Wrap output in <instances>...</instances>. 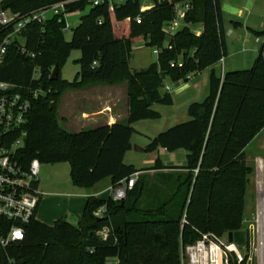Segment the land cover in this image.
<instances>
[{"label":"trees","instance_id":"16d2710c","mask_svg":"<svg viewBox=\"0 0 264 264\" xmlns=\"http://www.w3.org/2000/svg\"><path fill=\"white\" fill-rule=\"evenodd\" d=\"M67 1L74 0H0V11L25 16ZM153 2L154 8L145 12L141 11L142 0H127L114 7L107 2L100 7L71 2L68 15L90 7L73 30L72 41L64 36L63 14L43 24L28 25L22 36L29 55L21 54L19 42H14L0 65V81L44 91L43 96L31 100L26 137L18 152L26 167L34 159L41 164L68 162L73 185L85 189L104 180H111L116 187L143 171L184 172L160 176L155 201L151 183L140 177L128 193V206L113 197H89L77 225L61 219L48 226L36 219L25 228L23 241L0 247V264H109L114 258L117 264H183L184 249L203 235L223 239L230 232L243 230L252 172L245 151L264 130V32L257 35L261 48L251 69L223 75L213 70L207 97L188 108L190 120L161 132L146 145L147 153L185 150L187 165L167 167L159 159L153 167L138 170L124 162L127 152L133 150L132 125L160 118L152 109L154 105L173 106L167 80L188 82L189 76L218 65L226 56L219 0ZM185 2L191 4L184 17L186 26L171 33L165 47L164 29L174 20L175 5ZM202 23L199 36L191 26ZM5 34L0 26V38ZM141 40H149L151 47L161 51L155 64L139 72L129 63L133 44ZM76 49L81 53L77 61L81 70L69 83L61 79V67ZM56 66L60 74L53 81ZM36 69L40 79L33 83ZM125 82L129 99L126 122L79 133L60 125L57 103L64 90ZM146 195H153V200L143 203ZM100 208H104L106 220H98ZM105 228L109 235L101 241L96 234ZM230 264H237L234 254Z\"/></svg>","mask_w":264,"mask_h":264},{"label":"built area","instance_id":"2783aa9c","mask_svg":"<svg viewBox=\"0 0 264 264\" xmlns=\"http://www.w3.org/2000/svg\"><path fill=\"white\" fill-rule=\"evenodd\" d=\"M74 1H85L92 7H100L107 2L110 7H114L122 5L127 0ZM74 1L59 2L25 16L0 11V26L3 32L6 31V34L0 38V65L14 42H19L21 54L29 55L22 34L28 25L46 22L50 18L49 13H52V16L63 14L66 21L64 31L71 30L66 9L67 5ZM142 3V12L153 9L155 5L153 0H142ZM190 9L189 2L175 5L174 20L165 28L168 34L182 29L184 17ZM137 22H141L140 16ZM196 34L201 35V33ZM256 42L260 43L261 40L256 39ZM32 57L35 58V55L32 54ZM39 79V70L36 69L32 82H38ZM169 90V86H166V91ZM43 95L44 91L41 87L23 88L0 81V247L2 248H9L25 239V228L37 219V210L43 199V194L39 190L41 163L34 159L30 166L26 167L18 158L19 149L23 147L26 137L24 128L32 109L31 100ZM139 176L140 173H135L128 181H123L116 187L112 186L111 197L118 202L125 201L128 193L139 180ZM104 212V208H100L96 215L102 217ZM101 235L107 240L109 229L106 228ZM225 238L227 243L213 234L203 235L201 240L184 249L183 264H230L232 254H236L237 264H241L244 261L242 254L235 245L228 243L227 235Z\"/></svg>","mask_w":264,"mask_h":264},{"label":"rangeland","instance_id":"374dc122","mask_svg":"<svg viewBox=\"0 0 264 264\" xmlns=\"http://www.w3.org/2000/svg\"><path fill=\"white\" fill-rule=\"evenodd\" d=\"M90 10V7L85 11H77L67 16V21L71 26V30L64 32V36L67 41H72L73 30L80 24V19L86 15ZM49 17L52 13L48 14ZM229 22H226V26H229ZM182 26V29L185 28ZM192 31L195 33H201L203 31V23L191 26ZM238 32H241L240 30ZM164 46L166 47L171 40V34H168L164 29ZM255 37L252 35L250 42L246 44V48H251ZM149 40H141L135 42L132 47V55L130 59V67L133 71L147 70L152 64L158 61L160 49L158 47H151ZM261 48V44L257 45ZM238 49H242L238 46ZM241 53V52H240ZM239 70H249L254 65V61L243 54ZM81 58V53L78 49L71 52L70 57L65 64L61 67V79L69 83H73L78 76L81 68L77 61ZM239 59L235 61L240 63ZM251 60V62H249ZM230 61V60H229ZM228 61V63H229ZM233 61V60H232ZM231 63V61H230ZM250 63V64H249ZM216 68L220 73L222 71V64ZM167 86H171L172 82L167 80ZM128 85L127 82L119 84V86ZM118 92L123 95L122 105L126 106L128 101V95L124 87H119ZM70 91L64 90L60 95L57 103V116L62 127L69 132L75 131L76 127V109H83V105L80 102L77 105H72ZM209 88L205 86L204 90L193 93L188 91L186 97H177L176 103L172 107H165L156 105L152 109L162 113V117L157 120H142L139 123L133 125V128L137 131L133 135L132 146L133 150L127 154L124 162L126 164H133L137 168L147 167V160L149 154L144 152L143 154L135 151V146L139 148H145L151 139L155 138L161 132L168 130L176 124L186 123L190 120V116L186 113L188 105L192 103H202L207 97ZM190 93V94H189ZM192 100V101H191ZM187 105V106H186ZM76 106V107H75ZM80 115V114H78ZM246 158L249 166L252 169L251 175L248 178L247 183V196H246V211H245V224L243 230L247 233L248 241L247 245L243 249H238L243 258H248L245 264H264V247L261 245L264 242V130L254 140L253 143L246 149ZM146 162V163H145ZM40 184L39 190L43 194L44 201L41 203L38 209V221L45 225H53L58 220H67L73 225H77L79 218L83 214L85 207L84 192L86 189L77 188L73 185L70 178L71 164L68 162L57 164H41ZM108 180L102 183H107ZM106 185V184H101ZM100 186V187H103ZM83 190V191H82ZM151 193V192H150ZM147 197V199L153 200V195ZM111 195H106V199H109ZM130 200H126L123 203L128 206ZM105 229L98 231L96 237L101 241H105L101 235ZM224 243L227 240L224 236ZM236 256V254H234ZM109 264H117V259L109 260Z\"/></svg>","mask_w":264,"mask_h":264},{"label":"crops","instance_id":"0c3cea01","mask_svg":"<svg viewBox=\"0 0 264 264\" xmlns=\"http://www.w3.org/2000/svg\"><path fill=\"white\" fill-rule=\"evenodd\" d=\"M219 1L221 2L222 16L224 18L222 29L224 32L225 48H226V56L219 62L223 66L222 71L220 72V74L223 75L227 72H235L239 70L240 68L239 66L242 61L240 59L244 58L242 53L248 54L247 57L252 61L258 57L260 48L257 45L261 44V42L257 43L256 39H259L257 36L258 33L264 32V0H219ZM227 21L230 24L229 26H226ZM184 24L185 22L182 23L183 27ZM239 30L241 32H238ZM252 35L255 37V40L253 42V45L250 46L251 48L247 49L245 46L250 42ZM238 46H240L242 49H238ZM236 58L240 60V63L235 61ZM229 60L231 61V63ZM251 60L249 62H251ZM219 63L214 67L205 69L201 73L192 74L191 76H189L188 82H182L179 84L172 83L171 86L169 87L170 90L168 92L172 97H174L173 105L176 103L175 101L177 97H184L188 99V97H186V94L190 90L193 91V93L197 94L198 92L201 91V89L204 90L205 86L209 88L210 75L213 70L217 71L216 68L220 65ZM119 87H124L125 88L124 90H126L127 93L126 95H128V85L107 86L103 84H97V85H93V87H89L77 91H70L69 94H72L71 100H73L72 105H77L78 103L80 104V102L83 105V109L75 110V116H76L75 118L77 123L74 129L76 130V132L75 131H71V132L79 133L80 131L86 129H94L100 126H110L117 122H126V120L129 117L128 114L129 99L127 98L128 101L126 106L122 105L123 95H121V92H118V89H120ZM190 105H188L186 109V113L188 112V108ZM160 114H161L160 116L161 118L162 113ZM136 132L137 131L135 130V133ZM132 139H131V143H132ZM129 152H127V154H129ZM187 155L188 153L185 150H179V151H175L174 153H169L166 150L161 149L158 150V152L149 154V158L145 160L148 164L146 165L147 167H143V168H137L136 166L135 167L138 170H143L144 168H151L156 164L157 160L159 159L163 162V165L167 167H175V166L184 167L185 165H187V160H186ZM183 172L184 171L182 170H175V172L159 170V171H143L138 173H140L139 177H146L148 183H151L150 188L152 193H154L155 195V197H153L155 201L156 196L158 194L157 188L161 186L160 176H167V175H171L175 173H183ZM107 182H109L108 185L107 183L101 182L98 183L94 188L86 189V192H84L85 204L89 197H96L101 200H107L105 197L106 195L110 194V189L113 186L111 180H108ZM101 184H106V185L103 186ZM146 197H144L143 203L147 201ZM43 201L44 198L41 200L39 207ZM37 220H38V213H37Z\"/></svg>","mask_w":264,"mask_h":264},{"label":"water","instance_id":"95a60500","mask_svg":"<svg viewBox=\"0 0 264 264\" xmlns=\"http://www.w3.org/2000/svg\"><path fill=\"white\" fill-rule=\"evenodd\" d=\"M54 69L55 70L52 74V80L56 81L59 78L60 69L58 68V66H56ZM135 151L143 154L144 152H146V148L141 149L135 146ZM98 220L99 221L106 220V218L100 217ZM227 238H228V243L230 245H235L240 250L246 247L248 241L247 233L244 230H240L239 232H230L227 234Z\"/></svg>","mask_w":264,"mask_h":264},{"label":"bare ground","instance_id":"6f19581e","mask_svg":"<svg viewBox=\"0 0 264 264\" xmlns=\"http://www.w3.org/2000/svg\"><path fill=\"white\" fill-rule=\"evenodd\" d=\"M261 245L264 247V242H262Z\"/></svg>","mask_w":264,"mask_h":264}]
</instances>
